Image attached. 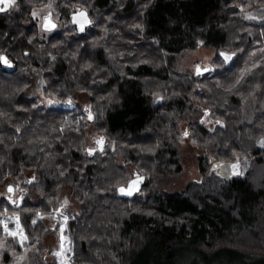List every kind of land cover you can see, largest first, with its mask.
I'll list each match as a JSON object with an SVG mask.
<instances>
[{"label":"trees","instance_id":"trees-1","mask_svg":"<svg viewBox=\"0 0 264 264\" xmlns=\"http://www.w3.org/2000/svg\"><path fill=\"white\" fill-rule=\"evenodd\" d=\"M45 2L0 11V187L34 171L18 201L0 196V214L18 215L26 236L0 224V264H60L43 240L58 235L65 186L81 205L65 230L72 264H136L144 253L162 264L178 252L191 264H264V21L238 6L264 0H57L63 25L42 33L32 11ZM77 7L91 17L84 32L70 20ZM21 44L47 53L34 63L57 105L29 95ZM200 45L213 50L211 65L180 72ZM182 127L202 150V178L160 192L158 178L182 171ZM89 134L102 152L88 148ZM234 160L243 167L229 174Z\"/></svg>","mask_w":264,"mask_h":264},{"label":"rangeland","instance_id":"rangeland-1","mask_svg":"<svg viewBox=\"0 0 264 264\" xmlns=\"http://www.w3.org/2000/svg\"><path fill=\"white\" fill-rule=\"evenodd\" d=\"M57 0H47L44 4H41L37 7H35L32 11L33 13H37V15L34 16L36 19L40 30L42 33H48L45 29H43V25L45 23V19L47 16L51 15L52 19L57 22L56 29L60 28L63 23L59 19V13L57 10L56 5ZM241 4L243 8L242 3H238V6ZM255 4V3H253ZM250 2L244 3L242 11L243 17L246 20L254 21V22H262L264 21V4H255L253 5ZM0 7H4V5H0ZM10 8L13 12L17 11V6L14 4ZM240 9V7H239ZM253 17L252 19H249L248 17ZM23 47V50L26 51L27 55L22 57L23 61L25 63H28L30 65L29 69V80H30V86L28 88V93L31 96H37L42 104H45L46 106H53L57 105L58 101L48 96L44 92V86L45 82L42 78V73L40 66L34 63V61H37L38 63L42 62L45 57L47 56V53L45 51L36 52L32 50L31 48H28L25 44H21ZM214 52L212 49L208 47H204L203 45H200V47L191 53L185 54L180 60H179V70L180 72L184 73L187 69H190L192 71L197 72V69L199 68L200 72H204L209 65H211V60L213 59ZM198 75V74H196ZM69 101V100H68ZM67 101V102H68ZM72 101V100H71ZM51 102V103H49ZM76 105L80 106V108L84 111L89 113V104H90V97L87 93L83 91H77L76 92ZM67 104V103H66ZM65 104V105H66ZM72 106V102H71ZM204 123L210 127L214 128L216 124L218 123L217 120L215 121L211 117H205ZM182 132L185 133L184 127H182ZM182 133V134H183ZM101 140V138L95 136V135H88L87 136V145L88 148L95 149L98 144L97 141ZM262 140L259 143L260 147L262 146ZM182 147H183V159H182V171L180 174L172 177H160L156 180L155 183V189H157L160 192H166V193H173L180 191L185 188V186L193 181V180H199L202 178V174L199 170V156L202 153V150L199 149L192 141L191 138L186 135L184 140L182 141ZM237 160L231 161L229 164H226L227 170L229 174H235L234 172H237L236 169H241L243 165L240 163H236ZM128 168L131 173L135 171V167L132 164L128 165ZM216 168V166H215ZM34 177V171L33 170H27L24 169V175L20 179H14V178H8L7 181L3 186L0 187V196H5L11 199L12 202H16L19 200V198L23 195L25 192L24 189L26 188L23 186L26 182L30 181L31 178ZM138 179L137 177L135 178ZM13 186V194L12 196L8 195V187ZM125 189L127 191L129 190L128 186H125ZM80 203L77 200V198L74 196L72 188L65 186L60 191L59 197L57 199L56 203V209L54 211L55 214L59 217L60 222V230L58 232V235L55 236L54 234H49L45 237L43 240L47 251L52 250L53 254L57 257V260L60 264H72V250L70 247V239L69 236L66 234L65 230L67 228V222L69 220V216L80 214ZM53 215V213L51 214ZM16 217L18 215H12L8 214L7 212L0 214V223L3 229V234L5 236H11L8 233L12 231H16L17 235L15 236L20 243H23L26 241L25 232L20 225V229H22V234L19 229H17V221ZM7 223L8 231L6 232L4 229L3 224ZM48 225H53L52 222H47ZM14 237V236H11ZM22 237H24L22 239ZM142 255V254H140ZM47 259L50 257L48 255ZM188 255L182 254L181 252H178L174 255L171 260H167L162 262V264H191L188 261ZM136 264H154V262L151 260L150 256L147 253H144L140 259H136Z\"/></svg>","mask_w":264,"mask_h":264},{"label":"snow or ice","instance_id":"snow-or-ice-1","mask_svg":"<svg viewBox=\"0 0 264 264\" xmlns=\"http://www.w3.org/2000/svg\"><path fill=\"white\" fill-rule=\"evenodd\" d=\"M15 2H16V0H0V5H4V7H0V11H4L5 8H7V7H11L12 5L15 4ZM35 15H37V13H33V16H35ZM79 17H83L84 19H86V15H85V13H81V12H80V13H79ZM248 18H249V19H252L253 17L249 16ZM74 21L76 22V17H74ZM77 23H79V22H77ZM44 27H45L46 29H50V28H54L55 25H54V24H51L50 22H48V23H46V24L44 25ZM83 29H84V24H83V23H80V30L83 31ZM222 55H223V54H222ZM231 59H232L231 56L224 55V60H225V61H228V60H231ZM0 60H3L4 63H6V64L8 63V61H7L5 58H3V57H0ZM199 72H200V70H199V68H198V69H197V73L199 74ZM49 103H51V102H49ZM88 118H89V119H92L91 114H89ZM202 122H203V121H202ZM185 135H187V133H185ZM97 144L100 145V146L102 147V145H103V140H98V141H97ZM262 146H264V142H262ZM89 154H90V155L92 154L91 151L89 152ZM29 183H31V181H29ZM136 184H137V181H134V182H133V187H135ZM7 191H8L9 193H12V192L14 191V189H13L11 186H9L8 189H7ZM119 191H120L122 194H127V195H131V194H132L131 191H128L127 193H125V189H124V188H121ZM10 198H11V197H10ZM15 219H16V221H17V229H19L20 232H21V234H22V229H20V225H19V223H18V221H19V217H16ZM0 223H3V222H0ZM33 223H35V221H33ZM3 226H4L5 231L7 232V231H8L7 223H4ZM8 234L11 235V236H14V237H15V236L17 235V232H16V231H12V232H9ZM23 238H24V237H22V239H23Z\"/></svg>","mask_w":264,"mask_h":264},{"label":"water","instance_id":"water-1","mask_svg":"<svg viewBox=\"0 0 264 264\" xmlns=\"http://www.w3.org/2000/svg\"><path fill=\"white\" fill-rule=\"evenodd\" d=\"M239 7H240V10H243L241 4L239 5ZM81 10L84 11V13H85V15H86V19L89 21L87 24H84V29H83V31L80 30V23H77V22L74 21V17L79 18V13L81 12ZM83 19H84V18H81V22H83ZM70 20H71L72 24H74V25L77 27L78 32H84V31L86 30V28H87L88 26H90V24H91V17H90V15H89L88 11L85 10V9H81L80 7H77L76 10H75L73 13H71V15H70ZM48 22H50L51 24H54L55 27H54V28H50V29H46V28L44 27V25H45L46 23H48ZM44 25H43V29H45V30H54V29L56 28V25H57V24H56V22H55L54 20H52L50 17H48V18L45 19V23H44ZM196 74H198V73L196 72ZM71 102H72V101L69 100V101L67 102V104L64 105V106L67 107V106L71 105ZM104 144H105V142L103 141V145H102V147H101L100 145L97 146V150H98L99 152H102L103 147H104ZM137 181H138V183L142 184V183L144 182V177H143V176L139 177V178L137 179ZM11 187L13 188V186H11ZM8 193H9V192H8ZM12 194H13V192H12V193H9L10 196H12Z\"/></svg>","mask_w":264,"mask_h":264},{"label":"clouds","instance_id":"clouds-1","mask_svg":"<svg viewBox=\"0 0 264 264\" xmlns=\"http://www.w3.org/2000/svg\"><path fill=\"white\" fill-rule=\"evenodd\" d=\"M81 13H84V11L81 10ZM81 18L83 17L76 18V22L83 23V24H87L89 22L87 19H83V22H81Z\"/></svg>","mask_w":264,"mask_h":264},{"label":"flooded vegetation","instance_id":"flooded-vegetation-1","mask_svg":"<svg viewBox=\"0 0 264 264\" xmlns=\"http://www.w3.org/2000/svg\"><path fill=\"white\" fill-rule=\"evenodd\" d=\"M48 17H50L51 19H52V17H51V15H49V16H47L46 18H48ZM53 20V19H52ZM56 22V21H55ZM56 24H57V22H56ZM56 29V28H55ZM54 29V30H55ZM46 32L48 31V32H51V31H53V30H45ZM27 55V53H26V51H25V56Z\"/></svg>","mask_w":264,"mask_h":264}]
</instances>
